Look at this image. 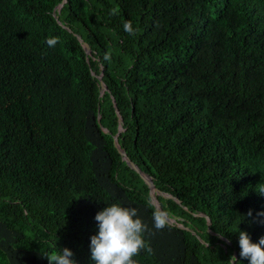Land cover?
Instances as JSON below:
<instances>
[{"label": "trees", "instance_id": "16d2710c", "mask_svg": "<svg viewBox=\"0 0 264 264\" xmlns=\"http://www.w3.org/2000/svg\"><path fill=\"white\" fill-rule=\"evenodd\" d=\"M61 2L0 0V264L65 247L95 264V216L113 203L148 225L137 264H249L239 231L264 236V0H66L56 18ZM112 97L120 144L169 195L161 230L114 146Z\"/></svg>", "mask_w": 264, "mask_h": 264}, {"label": "clouds", "instance_id": "9594fccd", "mask_svg": "<svg viewBox=\"0 0 264 264\" xmlns=\"http://www.w3.org/2000/svg\"><path fill=\"white\" fill-rule=\"evenodd\" d=\"M65 1L66 0H62L63 4ZM59 5L54 9L53 12L55 17L57 15L55 13V10L58 13L61 10V8L59 9ZM123 27L125 32L134 34V30L130 22L126 21ZM79 38L83 41L80 36ZM46 42L49 47H54L59 42V39L57 37H52L49 38ZM86 45L89 47L88 52L86 49ZM83 46L85 48L87 56L90 57L92 54V50L89 44L87 42H84ZM104 58L110 59V56L106 55ZM93 75L97 74H95V72L93 71ZM97 77L100 80L102 86L101 94H103L104 91L107 90V86L105 85V82L103 80V72L98 74ZM112 100L115 110L119 115V129L113 138L114 146L120 153L122 159L126 161V163L132 169L138 172L145 181L146 179H148L151 180V182L154 184L152 178L140 169L137 163H135L130 158L126 149L120 144V133L124 131L125 128L123 126V117L120 115V111L117 107V102L114 97H112ZM101 116L102 115L99 113L98 121H100ZM101 127L105 132H108V129L106 127H104L103 125H101ZM158 191L160 190H158L154 184V195L156 196L157 202L156 207H158L160 210H156L153 213V225L156 230H161L168 225V222H172V220L170 219L169 214L161 209L157 200V194L166 196L169 195L162 191ZM260 193L264 195V189H262ZM248 215L250 216L251 212H249ZM258 216H264V212L258 213ZM95 220L98 222V234L93 235L90 238V259L94 261L95 264H137L134 257L138 256L142 250L148 253L152 251L144 237L145 232L149 230L148 225L145 224L139 217L138 210L136 208L124 207L119 203H113L105 207L103 210L99 211L95 216ZM260 222L264 223V221ZM239 247V256L241 259L248 260L249 264H264V236L260 237L258 242L254 243L252 242L250 235L246 231H239ZM235 255L237 256V253H235ZM44 256L47 257L49 264H77V261L74 258V253L67 247H65L62 251L58 249L57 251H53ZM229 261L230 264H239V261H237V258L235 256H232Z\"/></svg>", "mask_w": 264, "mask_h": 264}, {"label": "water", "instance_id": "95a60500", "mask_svg": "<svg viewBox=\"0 0 264 264\" xmlns=\"http://www.w3.org/2000/svg\"><path fill=\"white\" fill-rule=\"evenodd\" d=\"M62 5H63V2L59 5V9L62 7ZM56 18H58L57 15H56ZM86 49H87V52H88L89 51V47L87 45H86ZM120 120H121V118H120ZM146 182L150 186L154 204L157 205L156 196L154 195V184L151 182V180H148V179H146ZM158 192H160V191H158Z\"/></svg>", "mask_w": 264, "mask_h": 264}]
</instances>
